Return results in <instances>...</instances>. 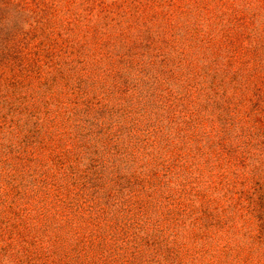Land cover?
Segmentation results:
<instances>
[{
  "label": "rangeland",
  "instance_id": "374dc122",
  "mask_svg": "<svg viewBox=\"0 0 264 264\" xmlns=\"http://www.w3.org/2000/svg\"><path fill=\"white\" fill-rule=\"evenodd\" d=\"M0 264H264V0H0Z\"/></svg>",
  "mask_w": 264,
  "mask_h": 264
}]
</instances>
